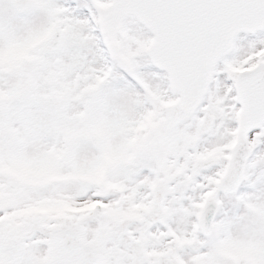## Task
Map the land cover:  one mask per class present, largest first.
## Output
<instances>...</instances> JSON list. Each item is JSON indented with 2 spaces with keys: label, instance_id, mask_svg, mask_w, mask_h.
<instances>
[{
  "label": "snow or ice",
  "instance_id": "6c2138e0",
  "mask_svg": "<svg viewBox=\"0 0 264 264\" xmlns=\"http://www.w3.org/2000/svg\"><path fill=\"white\" fill-rule=\"evenodd\" d=\"M0 264H264V0H0Z\"/></svg>",
  "mask_w": 264,
  "mask_h": 264
}]
</instances>
